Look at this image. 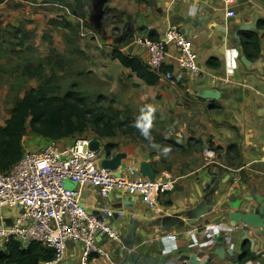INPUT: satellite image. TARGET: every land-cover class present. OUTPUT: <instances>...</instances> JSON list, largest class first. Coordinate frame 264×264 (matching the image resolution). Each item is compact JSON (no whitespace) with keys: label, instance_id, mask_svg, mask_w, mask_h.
<instances>
[{"label":"crops","instance_id":"crops-1","mask_svg":"<svg viewBox=\"0 0 264 264\" xmlns=\"http://www.w3.org/2000/svg\"><path fill=\"white\" fill-rule=\"evenodd\" d=\"M67 1L56 4L63 7ZM69 4L74 10L84 11L94 29L101 31L102 43L98 39L99 45L119 49L145 64L149 57L142 42L145 37L162 40L166 31L175 26L192 41L199 71L193 73L183 68L179 63L178 49L169 44L165 71L172 72L175 79H160L156 85L170 83L171 90L175 88L173 96L187 100L176 114L182 111L188 116H211L204 128L194 120H191L190 130L183 128V163L192 164L205 157L199 149L202 142L203 147L208 146V137L211 148L216 151L209 148L212 153L208 156L206 153V156L213 157L212 160L195 168L187 167L183 172L178 171L176 165L163 167L162 162L170 160L172 163L174 158H165L160 149L153 155L148 154L143 142L135 141L127 144L123 151L112 152L110 157L125 153L121 165L124 168L134 166L139 179H161L166 178L165 175L173 178L172 189L160 196L155 209L149 208L140 196L116 191L102 197L91 184L68 181V187L80 192L81 200L90 212L108 210L121 213L110 225L118 237H104L101 245L117 264H191L184 259L190 255H195L200 262L209 258L207 264H229L228 260L222 261L212 253L217 246L215 239L220 235L238 254L247 245L251 258L256 259L250 258L249 264H264L262 229L256 230L243 221H236L233 225L228 216L230 212L255 207L258 197L264 196V63L263 72H260L247 68L241 60L243 55L250 61L264 59V0H236L233 17L227 16L222 0H69ZM102 15L118 22L105 26L100 21ZM255 21L256 30L240 32L241 43L238 44L234 31ZM101 26H105L104 29ZM116 28H119V34H114ZM247 40L258 41V50L251 43L249 48L246 47ZM115 60L125 73L133 74L139 83L148 85L118 59ZM73 138L58 141L64 146ZM93 139L102 144L100 139ZM23 146L28 148L24 143ZM102 159L99 160L101 165ZM210 171L219 174V187L213 194L210 212L198 221L184 217L185 226L180 228L164 229L155 224L159 218L187 212L197 206L207 194ZM223 173H233L235 178L231 181H227V177L222 179ZM19 213L16 208H0V226L12 222ZM181 218L183 220V215ZM132 220L138 221L134 242L128 241V227ZM213 224H222L224 230L214 236L206 234L205 227ZM129 242H133L132 248L126 247ZM69 245L61 264H80L82 245L74 242Z\"/></svg>","mask_w":264,"mask_h":264},{"label":"rangeland","instance_id":"rangeland-1","mask_svg":"<svg viewBox=\"0 0 264 264\" xmlns=\"http://www.w3.org/2000/svg\"><path fill=\"white\" fill-rule=\"evenodd\" d=\"M4 1L0 3V124L30 89L44 86L58 95L73 91L94 110L110 107L127 110L124 132L101 138L104 147L113 145V153L123 151L129 143L143 142L148 154L160 149L165 158L173 157L174 162L166 160L161 165L166 168L176 165L180 172L212 160L213 157H207L211 148L208 137V146L203 147L202 142L199 147L204 159L183 163V128L190 130L191 120L204 128L211 116H188L182 111L176 114L187 100L176 99L170 83L146 86L133 74L125 73L113 58L115 48L99 45L102 33L94 29L84 11L74 10L69 0L63 7L51 1ZM100 21L105 26L118 22L103 15ZM115 30L114 34H119V28ZM39 67L40 76L38 69L34 70L37 75L28 73L29 68ZM84 134L76 137H96L93 131ZM23 139L26 146L35 149L49 141L31 130Z\"/></svg>","mask_w":264,"mask_h":264},{"label":"built area","instance_id":"built-area-1","mask_svg":"<svg viewBox=\"0 0 264 264\" xmlns=\"http://www.w3.org/2000/svg\"><path fill=\"white\" fill-rule=\"evenodd\" d=\"M222 1L227 16H235L236 0ZM142 42L149 53L146 66L160 79H175L172 72L165 71L169 44L178 49L183 68L193 73L199 71L192 41L179 28L170 27L162 40L145 37ZM93 140L91 136H78L64 146L58 140H49L36 149L24 147L19 161L9 171L0 173V208L20 210L12 222L0 226V239L14 238L24 245L39 242L52 248L54 259L41 264H61L71 242L82 245L80 264H93L94 261L117 264L101 245L104 237L116 239L115 231L106 219H100L87 209L80 192L68 187L66 181L91 184L102 197L116 191L140 196L151 209L156 208L160 196L170 191L174 182L172 177L139 179L132 165L127 168L120 165L115 170L103 167L99 160L110 156L106 155L101 143L97 149L91 148ZM223 230L222 224L205 227L210 236Z\"/></svg>","mask_w":264,"mask_h":264},{"label":"trees","instance_id":"trees-1","mask_svg":"<svg viewBox=\"0 0 264 264\" xmlns=\"http://www.w3.org/2000/svg\"><path fill=\"white\" fill-rule=\"evenodd\" d=\"M2 1L0 0V3ZM45 1L57 3L66 0ZM257 42L247 40L245 46L249 48L251 43L258 50ZM113 57L148 85L158 84L159 75L149 70L139 58L126 55L119 49L113 50ZM34 70L41 75L40 67L29 68L28 73L31 76L37 75ZM127 122V110H115L112 107L94 110L73 91L58 95L44 86L32 88L23 99L16 102L9 118L0 124V173L9 171L22 157L23 138L28 130L48 140H64L93 131L96 138L101 140L105 137H114L119 131L124 132L123 125ZM112 146L107 144L104 147L108 156L112 154ZM243 253L245 260L251 258L247 245L244 246ZM54 257V250L39 242L24 245L14 238L0 239V264H41Z\"/></svg>","mask_w":264,"mask_h":264},{"label":"water","instance_id":"water-1","mask_svg":"<svg viewBox=\"0 0 264 264\" xmlns=\"http://www.w3.org/2000/svg\"><path fill=\"white\" fill-rule=\"evenodd\" d=\"M257 22L255 21L253 24L250 25H241L239 26L235 31H234V37L237 39L238 44L241 43V38L239 36L240 32L244 31H251V30H256L254 27L256 26ZM186 32V30H184ZM263 42V40H262ZM263 47V45H262ZM264 51H262V54ZM243 64L249 68V69H257L260 72H263V63L264 59L260 57L256 61H250L245 55L242 56L241 58ZM100 145L99 140H93L91 143V148L97 149ZM126 158L125 153H118L115 156L112 157H104L102 159V166L108 169L115 170L117 169L121 164L123 159ZM147 168H145L146 170ZM219 177L218 173L211 172L210 171V182L206 185L207 186V194L205 197L200 201V203L192 208L191 210H188L187 212L183 213H177L172 216H165L162 218H159L156 220L155 224L158 226L164 228V229H170L171 227L175 226L176 228L184 227L185 226V219H188L190 221H198L200 218L204 215L210 212L213 208V194L217 191L219 187V180L217 179ZM227 177V181H231L235 178V174L233 173H223L221 175V178L225 179ZM173 191V190H172ZM264 196L258 197L257 199V205L255 207H251L246 209L245 211L242 212H230L228 214L231 224H235L236 221H243L247 226L253 227L256 230L262 229V234H264ZM125 205L127 203L125 202ZM96 215L100 219H106L110 225L113 223V219L120 216V213L112 212V211H96ZM182 215H183V220H182ZM132 224L128 227V230L130 231V237L128 241H135L136 233V225L138 224V221L132 220ZM132 238V239H130ZM244 238H248V236H245ZM225 238L223 236H217L215 239V242L217 244L216 248L213 250V255L217 256L220 260H228L229 264H249L245 260L244 253H236L234 252L231 248H229L225 242ZM133 242H129L126 247L127 248H132ZM253 243V240H252ZM185 260L191 262V264H207L209 262V258L205 259L203 262H200L195 255H190V256H184ZM251 260H256L254 258H251Z\"/></svg>","mask_w":264,"mask_h":264}]
</instances>
